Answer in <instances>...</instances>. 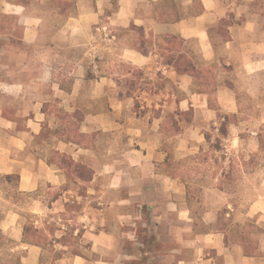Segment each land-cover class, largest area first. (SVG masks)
I'll use <instances>...</instances> for the list:
<instances>
[{"label":"crops","instance_id":"obj_1","mask_svg":"<svg viewBox=\"0 0 264 264\" xmlns=\"http://www.w3.org/2000/svg\"><path fill=\"white\" fill-rule=\"evenodd\" d=\"M260 91L264 0H0V177L72 234L18 264H264Z\"/></svg>","mask_w":264,"mask_h":264},{"label":"rangeland","instance_id":"obj_2","mask_svg":"<svg viewBox=\"0 0 264 264\" xmlns=\"http://www.w3.org/2000/svg\"><path fill=\"white\" fill-rule=\"evenodd\" d=\"M53 7L60 13H66V4L58 2L53 4ZM118 71L120 76H127L130 73L129 69L124 65ZM140 75L138 71H133L131 78L140 77ZM260 94L264 96L263 91H260ZM248 106L250 107L249 103ZM252 106L258 114L257 118H261L259 114H261L262 110L264 112V99L262 102H257ZM184 118L189 119L187 115ZM214 142L217 145L216 141ZM260 142L262 151L257 155L258 164L256 167H259L262 163L264 164V123L261 126ZM260 169L255 170V172L259 174ZM16 186L17 181L15 178L7 181L4 177H0V219L9 211H17L21 215L22 223L25 224L24 227L28 228L29 231L31 230V233H28V238L33 235V237H37L47 243L51 240V244L52 240L57 239L61 241L60 245H64L66 237L70 238L72 234L66 231V220L68 219L66 209L63 212L53 207V203L58 199L55 195L56 192L48 191L46 187H43L38 194H22L18 192ZM37 207L38 210H36ZM72 209L73 211L76 210L75 208ZM34 226L40 229L36 231ZM12 249H14V246L11 245L8 238L0 235V264H18L19 256L16 253H12Z\"/></svg>","mask_w":264,"mask_h":264},{"label":"trees","instance_id":"obj_3","mask_svg":"<svg viewBox=\"0 0 264 264\" xmlns=\"http://www.w3.org/2000/svg\"><path fill=\"white\" fill-rule=\"evenodd\" d=\"M140 76H141V75H140ZM222 132L224 133V130H222ZM61 160H63L64 162H66L64 158L61 159ZM70 166H71L72 168L74 167V165H71V164H70ZM76 168H77V167H76ZM78 171H80L81 174H82L84 177H88V176H89V171H88L87 169H85V168H81V169L78 170ZM4 178H5L7 181L11 180L12 178H15L16 181H18V178H17L16 176H6V177H4ZM28 233H31V230L29 231L28 228H24V236H25L26 238L29 237ZM31 237H33V235H30V238H31Z\"/></svg>","mask_w":264,"mask_h":264}]
</instances>
